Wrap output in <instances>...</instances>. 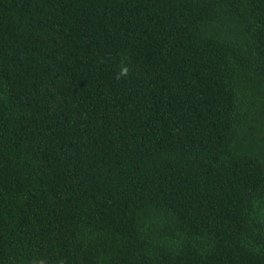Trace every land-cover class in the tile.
Masks as SVG:
<instances>
[{
	"label": "trees",
	"instance_id": "obj_1",
	"mask_svg": "<svg viewBox=\"0 0 264 264\" xmlns=\"http://www.w3.org/2000/svg\"><path fill=\"white\" fill-rule=\"evenodd\" d=\"M0 264H264V0H0Z\"/></svg>",
	"mask_w": 264,
	"mask_h": 264
}]
</instances>
